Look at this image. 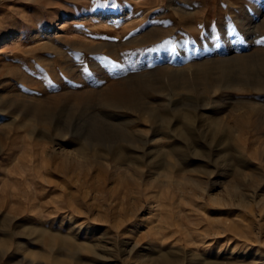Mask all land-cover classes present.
Here are the masks:
<instances>
[{"label":"rangeland","instance_id":"374dc122","mask_svg":"<svg viewBox=\"0 0 264 264\" xmlns=\"http://www.w3.org/2000/svg\"><path fill=\"white\" fill-rule=\"evenodd\" d=\"M263 64L264 0H0V264H264Z\"/></svg>","mask_w":264,"mask_h":264},{"label":"bare ground","instance_id":"6f19581e","mask_svg":"<svg viewBox=\"0 0 264 264\" xmlns=\"http://www.w3.org/2000/svg\"><path fill=\"white\" fill-rule=\"evenodd\" d=\"M62 39V38H61ZM264 65V64H263ZM246 66V65H245ZM206 68V67H205ZM210 67H208V69H209ZM223 68H227V66H223ZM204 69V68H203ZM204 72L205 71H207V68L206 69H204L203 70ZM203 71H201L200 73H202ZM202 78V77H201ZM121 83V82H120ZM127 90H129L128 88H126L125 87V85H123V84H112L110 87H109V90H108V94H107V97L106 98H115V97H119V96H124V95H126V94H128V95H130V93L127 91ZM106 92V91H105ZM105 92H104V94H105ZM93 91L92 90H86V89H83V90H75V89H72V90H69L65 95H63V96H67V97H69V99L72 101V100H78V101H84V100H87L88 98H90L92 95H93ZM102 93V92H101ZM57 95V94H56ZM61 95V94H60ZM61 95V96H62ZM101 95V94H100ZM131 95H132V93H131ZM101 97V96H100ZM128 96H126V98H127ZM104 98H105V96H104ZM122 98V97H121ZM117 100H118V98H116ZM102 100H103V98H102ZM113 100V99H112ZM34 102V101H33ZM113 102V101H112ZM37 103V102H36ZM80 103V102H79ZM11 104L12 105H17V106H19V105H21V106H19L18 108H17V110L14 112V114H19V115H23V110H24V108H26V106H24L25 104H20V101L18 100H13L12 102H11ZM81 104V103H80ZM56 105H58V96H55V97H53L51 100L49 99V100H46V101H42V100H40L37 104H35V105H33L30 109V111H29V113L27 114L26 112V114H27V116L29 117V119L31 120V121H33V122H36V123H39V122H42L43 120L41 119V117H42V115L44 114V112L46 111V109L47 108H50V107H53V106H56ZM8 106V105H7ZM8 112V111H7ZM47 112V111H46ZM24 113V114H25ZM26 116V115H25ZM185 116H188V115H185ZM93 118V117H92ZM188 118V117H187ZM24 119V118H23ZM26 120V119H25ZM163 120H168L167 118H164ZM16 121V118H11L10 119V122L9 123H14ZM25 123V122H24ZM32 123V122H31ZM44 124V123H43ZM47 124V123H46ZM49 124V123H48ZM23 126V125H22ZM166 127V126H165ZM168 127V126H167ZM28 128V127H27ZM51 128V127H50ZM62 130V129H61ZM221 130V129H220ZM36 132V131H35ZM59 132H60V130H59ZM58 133V132H57ZM218 133V132H217ZM35 136V135H34ZM45 137V136H44ZM38 146V145H37ZM122 147V146H121ZM178 147V146H177ZM177 147H171V149L168 151V152H164V155L166 156V160H167V162H168V165L169 166H173V165H175V162L177 163V161L179 162L180 160H181V158L180 157H182L181 155V147H179V148H177ZM107 148V147H106ZM107 151V150H106ZM183 151V150H182ZM125 152V151H124ZM63 153V152H62ZM123 153V152H122ZM69 154H71V153H69ZM125 154V153H124ZM125 155H127V154H125ZM131 155H133V154H131ZM157 155H160V154H156L155 153V158L157 157ZM162 155V154H161ZM118 156V155H117ZM130 156V155H129ZM125 157H128V156H125ZM159 157V156H158ZM161 157V156H160ZM120 158V157H119ZM130 158H132V156L130 157ZM134 158V157H133ZM135 158H137L138 159V157H135ZM129 159V158H128ZM154 159V158H153ZM160 159V158H159ZM122 160H123V158H122ZM131 161V160H130ZM135 162H137V161H135ZM132 163H133V161H132ZM204 195V194H203ZM160 229V233H161V231L163 230V228H159ZM159 229L157 230L158 232H159ZM165 231H167V230H165ZM60 234H62V233H53V234H51V233H49V231H43V238H45V237H49V239H50V244H52V245H57V244H64V245H72L71 244V239L70 238H74V237H70V236H68V237H70V238H68L67 237V235L66 236H61ZM162 234H163V236H162ZM162 234H161V236L162 237H166V236H168V231L167 232H162ZM136 235V234H135ZM152 235V234H151ZM158 235V234H157ZM138 236V235H137ZM136 236V237H137ZM47 237V238H48ZM119 237V236H118ZM117 237V238H118ZM135 237V236H134ZM141 238V237H140ZM49 239H46V240H49ZM122 239H124V238H122ZM78 240V239H77ZM125 240V239H124ZM90 241V240H89ZM116 241V240H115ZM123 241V240H122ZM46 242V241H45ZM44 242V243H45ZM85 242H87V240H85ZM116 242H118V241H116ZM116 242H114V244H116ZM124 242V241H123ZM130 242V241H129ZM49 243V242H48ZM120 243H121V241H120ZM47 244V243H46ZM49 244V245H50ZM92 244V243H91ZM100 244V243H99ZM129 244V243H128ZM84 245H86V244H84ZM118 245H120L119 243H118ZM133 245V248H136V246H137V244L135 245V243L134 244H132ZM98 246V245H97ZM127 246V245H126ZM85 247V246H84ZM86 247H87V245H86ZM99 247V246H98ZM104 247V246H103ZM132 247V246H131ZM183 247V246H182ZM182 247H180V246H178V245H174V244H172V243H168V242H166L165 244H164V246H157L156 247V251H153V252H155L154 254H155V257L154 256H152V257H154V258H151L150 257V255L148 256L149 257V259L147 260V261H150L149 263L150 264H184L183 262H184V259L186 258L185 256H183L182 254H181V251H182ZM82 248V247H81ZM87 248H90V247H87ZM94 248H95V246H94ZM83 249V248H82ZM99 249V248H98ZM101 249V248H100ZM99 249V250H100ZM105 249V248H104ZM131 249V248H130ZM96 250V249H95ZM90 251V250H89ZM97 251V250H96ZM131 251H134L133 249L131 250ZM109 252V251H108ZM91 253V252H90ZM98 253V255H99V251L97 252ZM101 253H103V252H101ZM105 253V252H104ZM103 253V254H104ZM132 253V252H131ZM182 253H183V251H182ZM189 253V252H188ZM102 254V255H103ZM153 254V255H154ZM191 254V253H190ZM197 254V253H196ZM196 254H194L193 253V257H190L191 258V262H195V264H214V263H216V262H214V263H212V262H210V260H207L206 258L204 259V260H200L199 258H201V257H199V256H201V255H199L198 256V254L196 255ZM102 255H101V257H102ZM106 255V254H105ZM187 255V254H186ZM196 255V256H195ZM47 256H49V255H47ZM104 256V255H103ZM42 257V256H41ZM51 257V256H50ZM54 257V256H53ZM48 258V257H47ZM46 258V259H47ZM199 260H198V259ZM188 259V258H187ZM202 259V258H201ZM189 261V260H188ZM56 262V261H55ZM60 262V261H59ZM63 262V261H62ZM67 263H68V260H67ZM90 264V263H89ZM91 264H92V262H91ZM216 264H218V263H216Z\"/></svg>","mask_w":264,"mask_h":264}]
</instances>
